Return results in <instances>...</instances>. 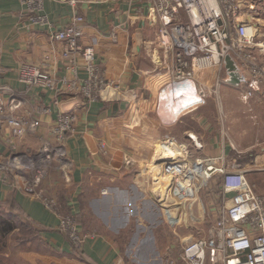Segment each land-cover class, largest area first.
<instances>
[{
  "label": "crops",
  "instance_id": "1",
  "mask_svg": "<svg viewBox=\"0 0 264 264\" xmlns=\"http://www.w3.org/2000/svg\"><path fill=\"white\" fill-rule=\"evenodd\" d=\"M26 11L21 0H0V85L15 91L14 97L2 95L0 160L11 155L6 114L40 119L35 133L17 138L19 153L38 152L46 141L58 144L51 132L58 111L76 113L77 121L63 142L64 160L53 159L41 184L55 199L53 208L21 188L23 177L14 175L20 184L17 186L4 182L0 175V209L22 217L37 231L35 236L42 246L30 247L28 252L15 250L12 255L21 258L18 264H186L174 243L164 245V237L156 232L166 220L160 203L164 198H160L168 183L157 144L170 135L187 143L193 158H204L215 167L214 176H222L217 169L221 166L248 168L251 154L239 149L245 157L240 160L231 155L238 147L228 139L222 117H218L219 107H208L212 99L181 110L196 99L202 86L207 97L208 90L216 87L225 96V87L232 86L241 89L245 98L244 86L225 82L224 70L213 66L196 70L191 86L179 88L173 54L159 41L160 23L149 11L147 0H78L76 5L71 0H44L41 12L55 28L65 26L75 13L84 15L86 28L81 42L94 45L97 62L113 84L90 102L76 92L27 87L18 78L24 62L43 64L59 77L68 70L61 55L64 43L51 37L48 26L28 27L32 12ZM241 12V19L258 31L264 30V0H244ZM253 101L252 109L259 117L264 109L259 91ZM257 125L261 124L255 123L251 129L259 130ZM259 158L256 163L262 162V166L251 169L247 176L262 191L264 153ZM251 172H255L252 179ZM180 203L178 209L191 205ZM222 203L212 225L224 204L231 201ZM66 214L74 215L78 228L88 233L80 248L61 228ZM10 254L5 252L7 257Z\"/></svg>",
  "mask_w": 264,
  "mask_h": 264
},
{
  "label": "built area",
  "instance_id": "2",
  "mask_svg": "<svg viewBox=\"0 0 264 264\" xmlns=\"http://www.w3.org/2000/svg\"><path fill=\"white\" fill-rule=\"evenodd\" d=\"M21 1L26 10L32 12L28 14V27L30 24L48 26L51 37L64 43L61 55L66 60L68 73L59 77L43 64L24 62L19 68V80L27 87L71 91L81 94L86 101L97 100L113 82L105 77L97 62L94 45L81 42L86 28L84 15L75 13L69 23L55 28L47 14L41 12L44 0ZM71 2L76 5L78 0ZM147 3L149 11L160 23V43L173 54V70L179 88H189L198 69L213 66L223 69L226 55L232 54L250 80L240 85L244 86V97L249 98L259 91L264 100V30L258 31L248 20L241 19L244 0H147ZM4 93L14 97L15 91L0 85V110ZM198 93L196 99L181 110L204 103L207 92L203 86ZM16 106L18 102L13 105L14 108ZM5 116L10 130L7 142L11 155L5 157L10 165L2 164L0 160L2 180L20 186L14 175L23 177L21 188L53 208L55 199L45 192L41 184L53 159L64 160L63 142L75 130L76 113L57 112L51 132L59 146L46 141L38 152L27 153L16 151L17 138L35 133L40 119L19 113ZM162 141L173 146L169 149L167 145L161 147L158 143L165 152L160 159L164 178L170 179L167 182L174 184L172 187L196 195L199 187L213 176L215 167L204 158H193L189 145L172 135ZM101 148L106 151L105 143ZM27 155V160H24ZM217 169L222 175L223 198L231 203L224 204L209 235L186 242L182 259L186 264H264V190H257L248 179L247 173L251 168L226 169L221 166ZM61 228L77 248L88 237V233L78 228L72 214L62 216Z\"/></svg>",
  "mask_w": 264,
  "mask_h": 264
},
{
  "label": "rangeland",
  "instance_id": "3",
  "mask_svg": "<svg viewBox=\"0 0 264 264\" xmlns=\"http://www.w3.org/2000/svg\"><path fill=\"white\" fill-rule=\"evenodd\" d=\"M219 75L220 77L222 76L221 73ZM225 88L227 89L225 96L223 95L224 91L220 88L218 91L217 87L212 91L208 90L209 96L206 99L212 100H208L207 105H210L208 106L209 108L219 107L218 117L219 119L220 115L222 117L225 130L229 135L227 137L232 140L235 147H238V150L235 149L231 155L241 160V156L243 157L245 153L238 152L239 149L240 151H247L246 155L251 154L249 158L251 165L248 168H259L263 163L259 161L256 163V159L259 160L260 155L264 153L262 141L264 139V109L260 110V115L257 114L259 117L255 116L256 110L252 109L256 104L253 101V95L249 96V98H243L241 89L232 86ZM255 123H260L261 125H257L259 130L253 131L251 126ZM162 142L160 140V145ZM157 146L159 145L157 144ZM27 158L28 155L24 157V160H27ZM1 162L2 164L10 165L6 159H2ZM251 174L250 178L252 179L255 172H251ZM166 181H170V179L167 178ZM172 186L174 184L168 182L164 193L161 192L160 199H164L160 203L163 204L164 218L166 220L161 225L162 228L159 226L156 232L164 237V245L174 243V248L182 252L187 241L209 235V230L214 223L215 214L218 208L222 206L224 200L220 188L221 177L219 174L213 175L199 187L197 192H195L194 198L187 200L180 197ZM184 201L186 203L188 201L192 206H184L185 209H178V205H181L180 202L183 203ZM200 217L202 220L199 222L198 219ZM5 220L8 223H13L15 227H20V229L7 230V224L3 222ZM36 233L37 231L27 224L22 217L12 215L0 209V264H18L21 258L12 255L15 250L17 252H28L30 247L41 248V242L39 239H36ZM179 236L181 237L179 238L181 241L178 239ZM30 238L31 240H29ZM6 251L11 253L9 257L5 256Z\"/></svg>",
  "mask_w": 264,
  "mask_h": 264
},
{
  "label": "water",
  "instance_id": "4",
  "mask_svg": "<svg viewBox=\"0 0 264 264\" xmlns=\"http://www.w3.org/2000/svg\"><path fill=\"white\" fill-rule=\"evenodd\" d=\"M224 77L223 80L232 85L240 86L243 82L248 83L250 80L246 77L245 71L240 67L237 60L232 54H227L223 63ZM195 141L197 137L195 134L190 133ZM159 154L165 156V152L160 150Z\"/></svg>",
  "mask_w": 264,
  "mask_h": 264
},
{
  "label": "bare ground",
  "instance_id": "5",
  "mask_svg": "<svg viewBox=\"0 0 264 264\" xmlns=\"http://www.w3.org/2000/svg\"><path fill=\"white\" fill-rule=\"evenodd\" d=\"M167 91V90H166ZM167 94H169L167 92ZM163 143L165 142H162L161 145H163ZM174 189L176 190L177 194L182 197L183 199L187 200V199H192L195 197L194 194H191L189 191L185 190V189H176V187H174Z\"/></svg>",
  "mask_w": 264,
  "mask_h": 264
},
{
  "label": "trees",
  "instance_id": "6",
  "mask_svg": "<svg viewBox=\"0 0 264 264\" xmlns=\"http://www.w3.org/2000/svg\"><path fill=\"white\" fill-rule=\"evenodd\" d=\"M66 215H68V214H66ZM3 222H5L7 224V226H6V228H8L7 230H11V229L13 230L15 228V225L13 223H11V222L8 223V221H6V220Z\"/></svg>",
  "mask_w": 264,
  "mask_h": 264
}]
</instances>
